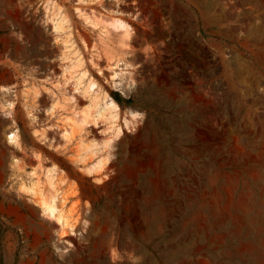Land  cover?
<instances>
[{"label": "rangeland", "instance_id": "rangeland-1", "mask_svg": "<svg viewBox=\"0 0 264 264\" xmlns=\"http://www.w3.org/2000/svg\"><path fill=\"white\" fill-rule=\"evenodd\" d=\"M0 264H264V0H0Z\"/></svg>", "mask_w": 264, "mask_h": 264}, {"label": "bare ground", "instance_id": "bare-ground-1", "mask_svg": "<svg viewBox=\"0 0 264 264\" xmlns=\"http://www.w3.org/2000/svg\"><path fill=\"white\" fill-rule=\"evenodd\" d=\"M186 107V106H185ZM180 130H182V128L180 129ZM9 138V142H11V143H13V144H15V145H18V136L16 135V134H14V133H11V135L8 137ZM10 143V144H11ZM14 145V146H15ZM147 188V187H146ZM171 190V189H170ZM164 192V191H163ZM169 194H171V193H169Z\"/></svg>", "mask_w": 264, "mask_h": 264}, {"label": "trees", "instance_id": "trees-1", "mask_svg": "<svg viewBox=\"0 0 264 264\" xmlns=\"http://www.w3.org/2000/svg\"><path fill=\"white\" fill-rule=\"evenodd\" d=\"M117 101H118L119 103H122V102L120 101V99H118Z\"/></svg>", "mask_w": 264, "mask_h": 264}]
</instances>
